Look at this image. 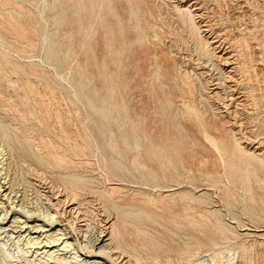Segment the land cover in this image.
Masks as SVG:
<instances>
[{
  "label": "rangeland",
  "instance_id": "rangeland-1",
  "mask_svg": "<svg viewBox=\"0 0 264 264\" xmlns=\"http://www.w3.org/2000/svg\"><path fill=\"white\" fill-rule=\"evenodd\" d=\"M25 1L0 0V53L3 55L0 54V182L4 181L2 184L8 183L12 190L15 189L12 194L17 208L19 209L20 205V209L25 212L33 211V214L36 212L39 216L46 213L49 217H57V225L64 224L72 237L71 241L81 247L86 244V239L95 242L98 237L101 238L102 233H108L109 237L111 230L115 231L110 244L118 245L119 250L114 249L111 254L110 260L113 263L109 260L106 264H264V0H199L204 6V20L210 21L213 28L216 26L214 29L217 34L221 31L220 34L225 35V47L237 43L236 49H229L230 53L236 50L235 53L239 55L241 52L240 62L246 63V67L245 64L241 66L245 67L248 75L245 69L241 75H237L239 83L243 81L241 84L244 86L240 84L239 88L242 90L239 91L244 90L243 93L246 94L252 89L256 94L251 91V94L247 93V102L250 103L246 102L245 107L236 104L229 107L230 121H233L234 127L238 126L235 128L238 129V137L234 134L236 130H231L228 118H223V122L216 121L217 125H222L223 130L225 129V143L228 145L229 155H232L236 147L235 139L239 138L243 148L259 157L258 162L248 158L247 154L234 152L237 156L233 160L234 168L225 167L218 160L209 142L203 139L205 137L198 124L183 118L181 108L176 109V105L167 106L159 99L165 98L169 90L176 89L179 94L178 87L185 85L181 81L190 79L189 85L195 84L196 89L194 94H188L189 101L206 111V117L219 112L214 107L223 106L221 100H210L207 97V92H211V89H207V78L210 76L207 77V73L214 72L213 75L217 78V71H209L202 77L192 72V67L196 69L200 63L207 61L206 55L202 54L205 46L195 43L197 40L196 34L193 35L194 31L185 26L181 27V24L175 21L178 15L172 0H169L170 3L168 0H131L133 7L136 6L134 10L138 13L135 17L130 15L128 0H122L123 4L120 0H114L115 12L119 14L123 28L131 33L127 41L133 42L136 39V17L142 29L140 33H145L142 36L143 39L146 38L141 45L136 43L134 47L127 46L116 62L117 67L114 65V57L110 54L111 50L105 45L104 30L91 18L88 4L81 14L80 24L76 21L77 16L73 14L76 0H73L75 4H70L69 0H46L48 4L43 0H27L29 3L26 1V4L23 3ZM47 6L49 11L46 10ZM40 13H45L43 16L47 18H42ZM60 13L63 16L58 25L59 20L53 18ZM109 19L115 27L114 34L119 33L120 28L116 27L118 19L115 16H110ZM15 21L19 25L15 24ZM53 21L57 24H53ZM6 28L10 31L9 35ZM17 29L23 31V35L19 34L21 32ZM70 31L74 42H70L66 34ZM94 32H97L96 36H93ZM188 32L192 34V39ZM25 33H29V36ZM47 33L48 38H45ZM25 37H28L29 41ZM241 38L246 41L243 42ZM69 42L72 46L68 45ZM238 42H241L240 45ZM115 45L122 46L120 42ZM247 49L249 51L246 52ZM49 51L50 54L53 53L50 55ZM244 54L248 56L245 57ZM154 55H159L158 60L167 66L169 63L171 68L168 74L164 72L166 77L163 74L159 80L153 79L156 69L153 65L156 60ZM2 57L5 60H2ZM149 58H152V61ZM178 61L185 65L181 66L183 73L173 68ZM105 64L109 69L104 70ZM139 64L142 69L136 72V65ZM83 68L87 73L83 72ZM210 69L212 70V67ZM111 74L119 81L114 95L111 94ZM245 76L250 77L249 82ZM25 79L29 80L28 83ZM191 80L193 82L190 84ZM247 87H250V90ZM177 93L174 96L176 99ZM85 95L92 99L94 107L97 108L109 109L112 107L109 105L118 102L119 111H112L108 118H102L99 112L93 110ZM251 95H255V102ZM223 110L222 108L220 111ZM139 118H145L143 121L145 124L147 122L152 135H162L161 138H155L157 144L163 145V142H166L169 145L168 151L176 148L172 153L173 158L182 155L186 160L185 165L177 163L176 167L169 169L171 166L160 164L154 153L148 151V142L143 139L140 141L143 146L136 149L138 138L134 136L131 124L136 121L139 124ZM226 122L230 126L226 125ZM111 132H114L116 148L112 144ZM136 132L140 133L139 130ZM213 134L218 136L216 131H213ZM257 146L258 150L255 149ZM136 153L141 154L146 162V169L133 164V156ZM240 155L247 157L255 167L247 168L240 160ZM64 156L70 163H65L67 160H64ZM151 156L153 161L149 160ZM174 161L177 162L176 159ZM112 188L118 192L114 196L103 197L105 192L111 191ZM172 188L177 189L173 194L172 191L164 192ZM74 193L78 195L74 196ZM116 198L119 199L118 202ZM32 202L35 208H32ZM71 203L74 204L70 206ZM75 207L72 211L71 208ZM114 208L129 214L118 216L119 211L116 212ZM20 215L24 220V215ZM37 220L38 218L31 219V225L43 224ZM112 224L116 226L111 228ZM250 228L251 230H246ZM117 230L122 236H118ZM0 237V243H6L5 248L14 253V256L25 247L22 240L18 243L19 246L15 244L18 238L13 241L9 236ZM73 252H76V255L72 254ZM192 253L193 255H190ZM77 255H81V259H94L86 258V255L78 252L76 248L67 254V257L72 259L74 256L75 261ZM216 256L218 257L214 260Z\"/></svg>",
  "mask_w": 264,
  "mask_h": 264
},
{
  "label": "bare ground",
  "instance_id": "bare-ground-1",
  "mask_svg": "<svg viewBox=\"0 0 264 264\" xmlns=\"http://www.w3.org/2000/svg\"><path fill=\"white\" fill-rule=\"evenodd\" d=\"M7 1H10V0H7ZM16 1H18V0H16ZM27 1V0H26ZM26 1L25 2H23V3H25L26 4ZM43 1H45L46 3H47V1L46 0H43ZM43 1H42V3H43ZM59 1V0H58ZM116 1V0H115ZM120 1H122V0H120ZM125 1V0H124ZM149 1V0H148ZM171 1V0H170ZM170 1L168 0V2L170 3ZM21 2H22V0H21ZM44 2V3H45ZM69 2H70V4L72 3V2H74V4H75V1H73V0H69ZM138 2V1H137ZM145 2V1H144ZM5 4H6V2H4ZM13 3V2H12ZM20 3V2H19ZM19 3H17V4H19ZM23 3H21V4H23ZM27 3H29L28 1H27ZM42 3H40V4H42ZM43 3V4H44ZM57 3V2H56ZM127 3H129V7H130V15H131V17H135L138 13H137V11L136 10H134V7H136V6H134L133 7V1H131V0H128L127 1ZM135 3H136V1H135ZM139 3H141L140 1H139ZM172 5H174V9H175V12L177 13V20L175 19V21H178L180 24H181V27H187V28H190L191 30H192V32H193V35H194V33L196 34V40H197V42H195L196 44H198V45H201V44H204V46H205V50L203 49L202 50V54L203 55H206V57H207V61L205 62V63H200L199 64V67L198 66H196V69H195V67H192V72L196 75V76H199V77H202V76H204L207 72H209L210 71V73H211V71H213V70H215V71H217V75H218V77L217 78H215V76L213 75V73L212 74H208L207 73V77H208V75H210L208 78H207V89H208V91H209V89H211L210 91L211 92H207V97L211 100V98H216V99H219V100H221V108H219V106L218 107H214L216 110H218L219 112H215V113H213L212 114V116L211 117H206V111H203V110H201L200 108H198V107H196L194 104H191L190 103V101H189V96L190 95H192V94H194V90L196 89V86L194 87V85H193V83L191 84V82H193L192 80L190 81V84L191 85H193V86H191V85H189V80L190 79H188V81L186 82L185 80L184 81H181V82H183L185 85H183V83H182V85L183 86H185V87H183V86H179L178 88H179V90H178V92H179V94L175 91V90H169V92H166V97L165 98H162V97H159V99L161 100V101H164L166 104H167V106L168 105H172V106H177V108L176 109H178V108H181L182 110L181 111H183L182 112V116H183V118L184 117H186V120H190V121H194V123H197L198 124V126H199V130H200V132L202 133V135L205 137V138H203V139H206L208 142H209V146H211L212 148H213V150L216 152V154H217V157L219 158L218 160H220L222 163H223V165L225 166V167H230V168H234L235 167V164H234V159L237 157L235 154H234V152H236V153H240V154H247V155H249L248 156V158H251L252 160H256V161H258L259 162V157L257 156V155H254V152H252V151H250V150H246L245 148H243L242 147V145H241V143L239 142V138H236L235 140H236V147H235V149L233 150L234 152L232 153V155H229V153H228V145L225 143V140H226V138H227V136L225 135V133H224V130H223V126L222 125H217L216 124V121H219V122H223V118H228L229 120V123L231 124V130L233 131L235 128H237V127H234V125H233V121L231 122L230 121V117L231 116H229L230 114H231V112H229V109L231 108V106L232 105H234V104H236V105H238V106H244L245 104H246V102H247V97H248V92L250 93V91L252 90H250L249 88L250 87H247L250 91H248L246 88H244V89H246L248 92H246V94L245 93H243L244 92V90L241 92V91H239V90H242V89H240L239 88V85L243 82L242 81V79H239V80H241L242 82L241 83H239V81H238V78H237V75H241L243 72H244V70L243 69H245V67H246V63H243L242 62V64H245L244 66V68H242V64H241V62H240V56H241V52L239 53V55H238V53H235L236 52V50H233L231 53H230V48L232 47L233 49L235 48L236 49V42H235V45H233V43L231 44V46H229L228 48L227 47H225V41L227 40L226 39V37H224V36H222V34L223 33H221L220 34V32H219V34H217L216 32H215V27L213 28V25L211 24V22L209 23L208 22V20L207 21H205L204 20V18H205V16H204V11L202 12V7H204L203 6V4H201L200 2H199V0H176V1H174V0H172ZM216 3V2H215ZM9 4H11V3H9ZM16 4V5H17ZM31 4V3H30ZM29 4V5H30ZM48 4V3H47ZM70 4L68 5V6H70ZM87 4H88V6H89V9H90V16H91V18H93L94 19V21L96 22V23H99V25H101V27L103 28V36L105 37V45L108 47V49L109 50H111V52H110V54L114 57V65L117 67L118 66V63H116L119 59H120V55H121V53H122V51L124 52L125 51V49H126V47L127 46H129V47H134L135 46V44L136 43H138V45H141V43L142 42H144V39L146 40V38H144L143 39V34H145V33H143V34H141L140 33V31L142 30L141 29V26H140V22H139V19L136 17V18H134L135 19V21H136V24H135V33H136V39H135V41H133V42H131V41H127L128 40V38H129V36H130V32H128V31H126V29H124L123 28V26H124V24H123V22L121 21V20H119V14H117L116 12H115V8H116V6H115V4H114V0H76V4L74 5V7H73V9H75L74 10V12H73V14H75L76 16H77V19H76V21L77 22H79L80 24H81V14L87 9ZM122 4H123V1H122ZM219 4V3H218ZM12 5V4H11ZM20 5V4H19ZM18 5V6H19ZM34 5V4H33ZM62 5V4H61ZM67 5V4H66ZM136 5V4H135ZM156 5V4H155ZM170 5V4H169ZM171 5V6H172ZM39 6H41V5H39ZM45 6H46V4H45ZM123 6V5H122ZM127 6V5H126ZM125 6V7H126ZM139 6V5H138ZM157 6V5H156ZM209 6H211V5H209ZM11 7V6H10ZM24 7H25V5H24ZM32 7V6H31ZM158 7V6H157ZM206 7H207V5H206ZM19 8H20V6H19ZM118 8H119V6H118ZM172 8V9H173ZM212 8V7H211ZM12 9V8H11ZM23 9V8H22ZM39 9H41V8H39ZM44 9H45V7H44ZM61 9H62V7H61ZM122 9V8H121ZM126 9V8H125ZM16 10V9H15ZM31 10V9H30ZM46 10H48L49 11V9H48V6H47V8H46ZM64 10V9H63ZM123 10V9H122ZM129 10V9H128ZM218 10V9H217ZM37 11V10H36ZM44 11V10H43ZM208 11V10H207ZM211 11V10H210ZM27 12V11H26ZM31 12V11H30ZM29 12V13H30ZM120 12H121V10H120ZM174 12V13H175ZM23 13V12H22ZM28 13V12H27ZM46 13H47V11H46ZM123 13V12H122ZM32 14V13H31ZM41 14V13H40ZM45 13H42L41 14V17L42 18H44L45 16H43ZM64 14V13H63ZM66 14V13H65ZM26 15V14H25ZM206 15V14H205ZM209 15V14H208ZM223 15V14H222ZM63 16V15H62ZM62 16H61V13L60 14H58V15H55L54 16V18L53 19H57V20H59V19H61L62 18ZM110 16H115L117 19H118V21H119V23H117V25H116V27H118V28H120V30L118 31L119 33H115L114 34V29L113 28H115L112 24H111V21H110V19H109V17ZM227 16H229V15H227ZM50 17V16H49ZM16 18V17H15ZM47 17H45V19H46ZM164 18V17H163ZM9 19V18H8ZM7 19V20H8ZM13 19V18H12ZM44 19V20H45ZM65 19H67V18H65ZM159 19V18H158ZM209 19V18H208ZM219 19V18H218ZM14 20V19H13ZM19 19H17V21H18ZM21 20V19H20ZM42 20V19H41ZM49 20H51V19H49ZM56 20V21H57ZM62 20V19H61ZM61 20H59V21H57V23L58 22H61ZM11 21V20H10ZM17 21H15V24H17V25H19L18 24V22ZM24 21V20H23ZM47 21V20H46ZM56 21H53V22H55V23H53V24H57L56 23ZM6 22V21H5ZM17 22V23H16ZM33 22V21H32ZM49 22V21H48ZM65 22V21H64ZM64 22H63V24H64ZM221 22V21H220ZM21 23H22V20H21ZM24 23H26V22H24ZM91 23V22H90ZM93 23V22H92ZM213 23V22H212ZM230 23H231V21H230ZM3 24H5V23H3ZM9 25L11 24V22L10 23H8ZM13 24H14V22H13ZM12 24V25H13ZM47 24V23H46ZM63 24H62V26H63ZM131 24V23H130ZM171 24V23H170ZM180 24H179V26H180ZM221 24V23H220ZM2 25V24H1ZM21 25V24H20ZM58 25H59V23H58ZM113 27H112V26ZM231 25V24H230ZM16 26V25H15ZM15 26H13V27H15ZM24 25L22 24V27H23ZM65 26V25H64ZM63 26V27H64ZM90 26H91V24H90ZM89 26V27H90ZM174 26V25H173ZM235 26V25H234ZM1 27V26H0ZM4 27H6V25L4 26ZM21 27V26H20ZM95 27V26H94ZM170 27V26H169ZM239 27V26H238ZM9 28V27H8ZM11 28H12V26H11ZM15 28H18V26L17 27H15ZM69 28V27H68ZM93 28V27H92ZM174 28V27H173ZM224 28V27H223ZM236 28V27H235ZM1 29V28H0ZM5 29V28H4ZM20 30L22 29V28H19ZM26 29V28H25ZM66 29V28H65ZM182 29V28H181ZM186 28H184V30H185ZM189 29V30H190ZM12 30V29H11ZM18 30V29H17ZM24 30V29H23ZM93 30V29H92ZM175 30V29H174ZM190 30V31H191ZM247 30H248V28H247ZM1 31V30H0ZM6 31H7V35H9V32L10 31H8L7 30V28H6ZM19 31V30H18ZM65 31V30H64ZM69 31V30H68ZM181 31V30H180ZM183 31V30H182ZM181 31V32H182ZM186 31V30H185ZM251 31V30H250ZM2 32H3V30H2ZM5 32V31H4ZM19 32H21V31H19ZM28 32V31H27ZM170 32V31H169ZM184 32V31H183ZM253 32V31H252ZM17 33V32H16ZM15 33V34H16ZM22 33H24L23 31L21 32V33H19V34H22ZM187 33V32H186ZM189 33V32H188ZM1 34V33H0ZM5 34V33H4ZM11 34V33H10ZM12 34H13V31H12ZM18 34V33H17ZM26 35H28L27 33H25ZM67 34V36H68V39L70 40V42H72L73 41V36H72V33H71V31L68 33H66ZM170 34V33H169ZM182 34V33H181ZM23 35V34H22ZM49 34L47 33V35L45 36V38L48 36ZM65 35V34H64ZM97 35V32H94L93 33V36H96ZM174 35V34H173ZM173 35H170V36H173ZM189 35H191V39H192V34L191 33H189ZM3 36V35H2ZM25 36V35H24ZM29 36V35H28ZM31 36V35H30ZM146 36V35H145ZM184 36H185V34H184ZM183 36V37H184ZM233 36V35H232ZM236 36V35H235ZM244 36V35H243ZM15 37H17V35L15 36ZM23 37V36H22ZM224 37V38H223ZM248 37V36H247ZM26 38V37H25ZM28 38V37H27ZM27 38H26V40H27ZM44 38V39H45ZM48 38V37H47ZM163 38H165V37H163ZM245 38V37H244ZM17 39V38H16ZM30 39V38H29ZM43 39V40H44ZM72 39V40H71ZM142 39H143V41H142ZM166 39V38H165ZM173 39V38H172ZM194 39V38H193ZM238 39H239V37H238ZM242 39V38H241ZM34 40V39H33ZM47 40V39H46ZM243 40V39H242ZM242 40H241V42H242ZM1 41H2V39H1ZM20 41H21V39H20ZM27 41H29V40H27ZM31 41V40H30ZM193 41V40H192ZM237 41V40H236ZM246 41V40H245ZM244 40H243V42H245ZM48 42H50V41H48ZM70 42L68 43V45H70ZM74 42V41H73ZM94 42V41H93ZM117 42H120L121 44H122V46H116L115 44L117 43ZM164 42V41H163ZM174 42H175V40H174ZM230 42H232V41H230ZM240 42V43H241ZM242 42V43H243ZM23 43V42H22ZM28 43V42H27ZM239 43V42H238ZM240 43H239V45H240ZM33 44V43H32ZM67 44V43H66ZM75 44V43H74ZM73 44V45H74ZM174 44V43H173ZM230 43H228V45H229ZM245 44H247V43H245ZM244 44V45H245ZM53 45V44H52ZM143 45V44H142ZM189 45V44H188ZM1 46H3L2 44H1ZM29 46V45H28ZM70 46H72V45H70ZM175 46H177L176 44H175ZM202 46V45H201ZM247 46V45H246ZM249 46V45H248ZM26 47V46H25ZM32 47V46H31ZM67 47H69V46H67ZM66 47V48H67ZM75 47V46H74ZM83 47V46H82ZM138 47V46H137ZM200 47V46H199ZM237 47H240V46H237ZM241 47H243V46H241ZM30 48V47H29ZM71 48H73V47H71ZM187 48V47H186ZM190 48V47H189ZM231 48V49H232ZM245 48V47H244ZM246 48H248V47H246ZM22 49H24V48H22ZM26 49V48H25ZM75 49V48H74ZM156 49V48H155ZM180 49V48H179ZM201 49V48H200ZM238 49H240V50H242L241 48H238ZM73 49H71L70 51H72ZM113 50V51H112ZM147 50V49H146ZM168 50V49H167ZM176 50V49H175ZM23 51V50H22ZM48 51V50H47ZM75 51H76V49H75ZM155 50L153 49V52H154ZM161 51H162V49H161ZM173 51V50H172ZM188 51H189V49H188ZM201 51V50H200ZM246 52L247 51H249L248 49L247 50H245ZM244 51V52H245ZM164 52H166V51H164ZM191 52V51H190ZM260 52V51H259ZM25 53V52H24ZM53 53V52H52ZM51 53V54H52ZM72 53H73V51H72ZM72 53H70V56L72 55ZM75 53V52H74ZM148 53H149V51H148ZM155 53V52H154ZM153 53V54H154ZM161 53V52H160ZM250 53V52H249ZM1 55H2V53H0ZM49 54H50V51H49ZM49 54H47L48 56H49ZM50 54V55H51ZM151 54V53H150ZM163 54V53H162ZM251 54H252V52H251ZM149 55V54H148ZM259 55H260V53H259ZM3 56V55H2ZM53 56V55H52ZM74 57H75V55H73ZM155 56V55H154ZM167 56V55H166ZM175 56V55H174ZM192 56V55H191ZM244 56H245V54H244ZM243 56V57H244ZM246 56H248V55H246ZM245 56V57H246ZM51 57V56H50ZM72 57V56H71ZM99 57H100V55H99ZM141 57V56H140ZM145 57H147V56H145ZM149 57V56H148ZM156 57V60L154 61V63H153V65H155L156 66V69H155V71H154V77H153V79H156V80H159V79H161L162 77H163V74H164V76L166 77V74L164 73V72H167V74L169 73V71H170V67H169V63H168V66L167 65H164L161 61H159L158 60V57H159V55H157V56H155ZM172 57H173V55H172ZM242 57V58H243ZM20 58V57H19ZM102 58V57H101ZM163 58V57H162ZM181 58V57H180ZM264 58V57H263ZM82 59V58H81ZM80 59V60H81ZM100 59V58H99ZM150 59V58H149ZM175 59H177V58H175ZM2 60H5L4 59V57H2ZM143 60V59H142ZM141 60V61H142ZM146 60V59H145ZM148 60V59H147ZM151 61H152V58L150 59ZM164 60V59H163ZM191 60V59H190ZM190 60H188V63H189V61ZM244 59H242V61H243ZM249 60V59H248ZM140 61V60H139ZM169 61V60H168ZM168 61H166V62H168ZM175 61V60H174ZM183 61V60H182ZM185 61V60H184ZM258 61V60H257ZM143 62V61H142ZM170 62V61H169ZM245 62V61H244ZM255 62V61H254ZM261 62V61H260ZM264 62V61H263ZM78 63V62H77ZM140 63V62H139ZM147 64L149 63V62H146ZM192 63V62H191ZM259 63V62H258ZM1 64V63H0ZM82 64V63H81ZM152 64V63H151ZM190 64V63H189ZM189 64H187V65H189ZM210 64V65H209ZM251 64V63H250ZM170 65H172L171 63H170ZM175 66L173 67L174 69H177V71H180L181 70V66L182 67H184L185 65H184V63L183 62H179L178 61V63H176V64H174ZM209 65V66H208ZM252 65H253V63H252ZM83 66H84V64H83ZM137 66V68H136V72H139V71H141V69H142V65L141 64H139V65H136ZM154 66V67H155ZM114 67V66H113ZM198 67V68H197ZM210 67H212V70L210 69ZM255 67V66H254ZM79 68L80 69H82L81 68V66H79ZM103 68H104V70L105 69H109V66L108 65H104L103 66ZM189 68V66L188 67H186L184 70H185V72H184V75H186V73H187V69ZM154 68H152V70H153ZM19 70V69H18ZM31 70V69H30ZM205 70H207V71H205ZM249 70V69H248ZM33 71V70H32ZM37 71V70H36ZM145 71V70H144ZM182 71V70H181ZM16 72V71H15ZM83 72H85V73H87V70L86 69H84L83 68ZM135 72V73H136ZM246 72H248V71H246V69H245V73ZM19 73V72H18ZM24 73V72H23ZM133 73V72H132ZM143 73H145V72H143ZM182 73H183V71H182ZM20 74H21V72H20ZM142 74V73H141ZM247 75H248V73H246ZM245 74V75H246ZM140 75V74H139ZM144 75V74H143ZM171 75V74H170ZM188 75V74H187ZM246 75V76H247ZM102 76V75H101ZM138 76V75H137ZM136 76V77H137ZM147 76V75H146ZM168 76V75H167ZM173 76V75H172ZM244 76V75H243ZM242 76V77H243ZM246 76H245V78H246ZM139 77V76H138ZM171 77V76H170ZM241 77V76H240ZM110 78H111V80H110V85H111V90H112V92H111V94L112 95H114L115 94V92H116V89L119 87V81H118V79H116V78H114L113 76H112V74L110 75ZM144 78V77H143ZM176 78H178L177 76H176ZM180 78V77H179ZM187 78H189V77H187ZM205 78V77H204ZM248 78H250L249 76H248ZM248 78H246V79H248ZM256 78H257V76H256ZM115 79V80H114ZM171 79V78H170ZM246 79H244V81H246V83H247V80ZM24 80V79H23ZM26 81H27V83H28V81L29 80H27V79H25ZM141 80H143V79H141ZM146 80V79H145ZM180 80H182V79H180ZM256 80V79H255ZM258 80V79H257ZM26 81H24V82H26ZM248 82H249V79H248ZM27 83H25L24 85L26 86V84ZM245 83V82H244ZM210 86H212L211 88L209 87V85ZM250 84V83H249ZM253 84V83H252ZM31 85V84H30ZM108 85V84H107ZM180 85V84H179ZM242 85V84H241ZM206 86V85H205ZM205 86H204V88H205ZM243 86V85H242ZM247 86H249V85H247ZM28 87H29V85H28ZM192 87V88H191ZM244 87V86H243ZM246 87V86H245ZM252 87V86H251ZM254 87V86H253ZM30 88V87H29ZM36 88V87H35ZM171 88V87H170ZM78 89V88H77ZM29 89H27V91H28ZM34 90V89H33ZM107 90H109V87H108V89ZM78 91V90H77ZM204 91V90H203ZM29 92H31V90H29ZM109 92V91H108ZM150 92V91H149ZM251 92H253V91H251ZM34 93H35V91H34ZM77 93V92H76ZM110 93V92H109ZM108 93V94H109ZM148 93V92H147ZM178 94V98L176 99V97H174L175 96V94ZM205 93V92H204ZM236 93L237 94H239L240 93V95H236ZM254 94H255V91L253 92ZM31 94V93H30ZM74 94V93H73ZM151 94V93H150ZM152 94H153V92H152ZM152 94H151V96H152ZM188 94H189V96H188ZM198 94V93H197ZM251 94V93H250ZM23 95V94H22ZM147 95V94H146ZM154 95V94H153ZM236 95V96H235ZM256 95V94H255ZM255 95L253 96V95H251L252 97H254V98H252L251 96H249V97H251L252 99H254V102L257 100L256 99V97H255ZM263 95V94H262ZM156 96V95H155ZM33 97V96H32ZM39 97V96H38ZM85 97H86V99H87V101H88V103L91 105V107L93 108V110L95 111V112H99L100 113V115H101V117L102 118H108L109 117V114L110 113H112V111H119V103L118 102H115V103H113V104H111V105H109V106H112L111 108H109V109H107V108H104V107H101V108H97V107H94V105H93V102H92V99H90L88 96H86L85 95ZM112 97H114V96H112ZM198 97V96H197ZM20 98V97H19ZM27 98V97H26ZM18 99V98H17ZM213 99V100H214ZM256 99V100H255ZM76 100V99H75ZM179 100V101H178ZM251 100V99H250ZM181 101V102H180ZM208 101V100H207ZM252 101V100H251ZM261 101V100H260ZM35 102V101H34ZM211 102V101H210ZM248 103V102H247ZM250 103V102H249ZM248 103V104H249ZM252 103V102H251ZM257 103V102H256ZM36 104V103H35ZM215 104V103H214ZM219 104V103H218ZM252 104H254V103H252ZM247 105V104H246ZM255 105V104H254ZM136 106V105H135ZM238 106H237V108H238ZM230 107V108H229ZM233 107V106H232ZM245 107V106H244ZM40 108V107H39ZM154 108V107H153ZM156 108V107H155ZM222 108L224 109L223 111H220V110H222ZM122 109H125V107H122ZM244 109V108H243ZM23 111V110H22ZM260 111V110H259ZM158 112V111H157ZM40 113V112H39ZM48 113V112H47ZM154 113V112H153ZM184 113V114H183ZM233 113H234V111H233ZM158 114V113H157ZM255 114V113H254ZM185 115V116H184ZM258 115V114H257ZM262 115V114H261ZM30 116V115H29ZM57 116V115H56ZM141 116V115H140ZM181 116V115H180ZM182 116H181V118H182ZM209 116V115H208ZM238 117V116H237ZM250 117V116H249ZM158 118V117H157ZM183 118H182V120H183ZM145 119V118H144ZM143 119V120H144ZM180 119V118H179ZM253 119V118H252ZM38 120V119H37ZM143 120H141L140 118L138 119V121H139V124L137 123V121L136 122H133L132 124H131V127H132V129L134 130V136H136L137 138H138V140H137V142L135 143V147H136V149H138V148H140V147H142L143 146V144H140V141L143 139L144 141H146V142H148V147H147V149H148V151L149 152H153L154 153V156L156 157V160H158L159 161V163L160 164H162V165H168V166H171V168H169V169H173L172 167H176V165H177V163H181V164H183V165H185V159L182 157V155H179V156H177V158H173V151H175L176 150V148H173V149H171L170 151H168V144L166 143V142H163V145H161V144H157V142L155 141L156 139L155 138H161L162 137V135H160V134H154V135H152V132H150L149 131V127H148V125H146L147 124V122H146V124L144 123V121ZM159 120V119H158ZM225 120V119H224ZM240 120V119H239ZM249 120V119H248ZM247 120V121H248ZM153 121V120H152ZM244 121V120H243ZM243 121H241L242 123H243ZM254 121V120H253ZM154 122V121H153ZM157 122V121H156ZM183 122V121H182ZM159 122H157V124H158ZM236 123H237V121H236ZM239 123V122H238ZM237 123V124H238ZM246 123V122H245ZM255 123V122H254ZM137 124L139 125V126H137ZM181 124V123H180ZM247 124V123H246ZM252 124V123H251ZM226 125H229V124H227V122H226ZM250 125V124H249ZM172 126V125H171ZM230 126V125H229ZM7 127V126H6ZM61 127V126H60ZM152 127V126H151ZM85 128H87V127H85ZM155 128V127H154ZM154 128H153V130H154ZM226 128V127H225ZM250 128V127H249ZM161 129V128H160ZM172 129V128H171ZM170 129V130H171ZM253 129V128H252ZM136 130L138 131H140V133L138 134L137 132H136ZM229 130V129H228ZM236 130V129H235ZM155 131H156V129H155ZM175 131V130H174ZM213 131H216V132H218V136H216V135H214L213 134ZM254 131V130H253ZM226 133H227V131H225ZM233 133V132H232ZM236 136L239 134L238 133V129L236 130V132L234 133ZM252 134V133H251ZM111 135H112V137H113V140H112V144H113V146L116 148V141L114 140V132H111ZM175 135V134H174ZM182 135V134H181ZM201 135V134H200ZM228 135V134H227ZM235 136V137H236ZM172 137H173V135H172ZM238 137V136H237ZM31 138V137H30ZM176 138V137H175ZM261 138V137H260ZM1 139V138H0ZM58 139V138H57ZM205 140V141H206ZM252 140V139H251ZM61 141V140H60ZM94 141V140H93ZM167 141H169V139L167 140ZM97 142V141H96ZM7 143V142H6ZM118 144V143H117ZM127 144V143H126ZM3 145V144H2ZM53 145V144H52ZM244 145V144H243ZM97 146V145H96ZM98 147V146H97ZM258 148H259V146H257V147H255V149H257L258 150ZM99 149V148H98ZM261 149V148H260ZM187 150H189V149H187ZM209 150V149H208ZM59 151H61V150H59ZM190 151V150H189ZM260 151V150H259ZM186 153V152H185ZM197 153H199V152H197ZM1 154V153H0ZM214 154V153H213ZM82 155V154H81ZM199 155H201V154H199ZM61 156V155H60ZM150 156V155H149ZM202 156V155H201ZM70 157V156H69ZM235 157V158H234ZM0 158H2L1 156H0ZM4 158V157H3ZM59 158H61V157H59ZM95 158V157H94ZM186 158V157H185ZM239 158V157H238ZM247 157H244L243 155L241 156L240 155V160L241 161H243L245 164H246V167L247 168H250V167H255L250 161H249V159H248ZM174 159H176L177 160V162H175L174 161ZM63 160V159H62ZM64 160L66 161L65 163H70L69 161H68V159H66L65 158V156H64ZM150 161H153L154 159H153V157L151 156L150 157V159H149ZM196 160V159H195ZM3 161V160H2ZM188 161H189V159H188ZM201 161V160H200ZM63 162V161H62ZM132 162H133V164H136V165H140L141 167H144L145 169L147 168V166H146V162L142 159V157H141V154H135L134 156H133V160H132ZM192 162V161H191ZM202 162V161H201ZM206 162V161H205ZM219 162V161H218ZM2 163V162H1ZM5 163V162H4ZM189 163V162H188ZM203 163V162H202ZM207 163V162H206ZM195 164V163H194ZM200 164V163H199ZM205 164V163H204ZM220 164V163H219ZM243 164V163H242ZM222 165V164H221ZM202 166H203V164H202ZM1 167V166H0ZM6 167V166H5ZM164 167V166H163ZM166 167V166H165ZM1 169V168H0ZM166 169H168L167 167H166ZM5 170V169H4ZM4 170H2V172L4 171ZM232 170V169H231ZM9 171V170H8ZM227 171V170H226ZM228 171H229V169H228ZM5 172V171H4ZM211 172V171H210ZM6 174V173H5ZM10 174V173H9ZM8 174V175H9ZM207 174V173H206ZM1 175V174H0ZM6 177V176H5ZM115 177V176H114ZM0 180H1V178H0ZM10 180V179H9ZM228 180V179H227ZM19 181V180H18ZM60 181V180H59ZM119 181V180H118ZM121 181V180H120ZM4 182V181H3ZM2 182V183H3ZM73 182V181H72ZM76 182V181H75ZM122 182V181H121ZM1 182H0V236H3V235H5V237H11L12 238V240L14 241V240H16L17 238H18V240L17 241H15V244L17 245L18 243H20V241L22 240V241H24V248H21V250H20V253L17 255V256H14V253H11L10 251H8L6 248H5V246H6V243L5 244H2V243H0V264H106L107 262H110L111 260V257H112V252H114L113 250L115 249V251L116 250H119V247H118V245L117 246H111V244H110V242L112 241V236H113V234L115 233V231H112L111 230V235L109 236V237H107L108 236V233L107 234H104V233H102V235H100L101 236V238L99 239V237L95 240V242L94 241H92L91 239H86V240H84L85 242H86V246L84 245V246H80L79 244L77 245H75V241L74 242H72L71 241V239H72V237L69 235L70 233L69 232H67L66 231V227H64V224H59V225H57V223H58V220H57V217H55V216H52V217H49L48 215H45L44 214V216H39V215H36V212H34L35 214H33V211H32V213L30 212H28V211H24V210H21L22 208L20 207V205H19V209L17 208L18 206L17 205H15V200H14V195L12 194L13 193V191L15 190V189H11V186H8L7 184L6 185H4V184H2ZM69 183H71V182H69ZM68 183V184H69ZM78 183V182H77ZM9 184H10V182H9ZM12 184V183H11ZM68 184H67V186H68ZM116 184V183H115ZM79 185H81V184H79ZM109 185V184H108ZM130 185V184H129ZM6 186H8V187H6ZM15 186V185H14ZM76 186V185H75ZM82 186V185H81ZM18 187V186H17ZM73 187V186H72ZM72 187H71V189H72ZM77 187V186H76ZM76 187H74L75 189H76ZM190 187V186H189ZM77 188H79V187H77ZM82 188V187H81ZM177 188V187H176ZM210 188V187H209ZM213 188H216V187H213ZM219 189V188H218ZM74 190V189H73ZM175 190H177V189H169V190H164V192H167V191H172V194H173V192L175 191ZM208 190H210V189H208ZM212 190H214V189H212ZM76 191H78V190H76ZM155 191V190H154ZM158 191V190H157ZM161 191V190H160ZM118 191L116 190V189H113L112 188V190L111 191H106L105 193L106 194H104V196L103 197H111V196H114L116 193H117ZM64 193H65V191H64ZM69 193H70V191H69ZM84 193V192H83ZM121 193V192H120ZM163 193V192H162ZM161 193V194H162ZM178 193H180V192H178ZM251 193V192H250ZM253 193V192H252ZM16 194V193H15ZM41 194V193H40ZM75 194L76 193H74V196H75ZM171 194V195H172ZM175 194V193H174ZM182 194V193H181ZM181 194H179V195H181ZM76 195H78V194H76ZM163 195V194H162ZM168 195V194H167ZM170 195V194H169ZM168 195V196H169ZM170 195V196H171ZM220 195V194H219ZM22 196V195H21ZM26 196V195H25ZM40 196V195H39ZM91 196V195H90ZM121 195H119V197H120ZM173 196V195H172ZM176 196V195H175ZM250 196H251V194H250ZM18 197V196H17ZM76 197H78V196H76ZM95 197V196H94ZM106 197V198H107ZM118 197V198H119ZM30 198V197H29ZM28 198V199H29ZM120 198H122V196L120 197ZM176 198V197H175ZM175 198H173V199H175ZM186 198H188V196L186 197ZM220 198V197H219ZM25 199V198H24ZM39 199V198H38ZM73 199H75V198H73ZM112 199H114V198H112ZM117 199V198H116ZM131 199V198H130ZM172 198H170V200H171ZM78 200V199H77ZM118 200L119 199H117L116 201L118 202ZM123 200V199H122ZM125 200V199H124ZM17 201V200H16ZM21 201H23V199L21 200ZM60 201V200H59ZM114 201V200H113ZM121 201V200H120ZM174 201H176V200H174ZM18 202V201H17ZM29 202V201H28ZM51 202V201H50ZM66 202V201H65ZM70 202V201H69ZM89 202V201H88ZM6 203H8V205H5ZM24 203V202H23ZM37 203V202H36ZM91 203V202H90ZM31 204V203H30ZM32 204H33V202H32ZM64 204V203H63ZM74 203H71V205L70 206H72ZM110 204H112V203H110ZM22 205V204H21ZM67 205V204H66ZM113 205V204H112ZM122 205V204H121ZM7 206V207H6ZM6 207V208H5ZM23 207V209H24V205L22 206ZM34 207V204H33V206H32V208ZM56 207V206H55ZM74 207V206H73ZM115 207V206H114ZM7 208H9V209H7ZM21 208V209H20ZM35 208V207H34ZM74 209H76V207L75 208H71V210L73 211ZM25 210H28V209H25ZM37 210V209H36ZM35 210V211H36ZM56 210V209H55ZM69 210V209H68ZM85 210V209H84ZM108 210V209H107ZM114 210L116 211V210H118L117 208H114ZM25 213H24V212ZM30 211V210H29ZM81 211V210H80ZM119 211V210H118ZM123 211V210H122ZM79 212V211H78ZM105 212V211H104ZM117 212V211H116ZM126 212V211H125ZM120 212L119 211V213L117 214L118 216H121V215H124V214H129L128 212ZM22 214V215H24V220L23 219H21L20 217H21V215L20 214ZM48 213V212H47ZM54 213H56V212H54ZM85 214V213H84ZM54 215H58V214H54ZM78 215V214H77ZM87 215V214H86ZM13 217V218H12ZM23 217V216H22ZM13 220H12V219ZM36 218H38V220L37 221H40V222H42L43 224H39L38 225V223L36 224V225H31V222H33V221H31V219H36ZM75 218V217H74ZM117 218V217H116ZM12 221H11V220ZM108 219V218H107ZM122 219V218H121ZM88 221V220H87ZM121 221V220H120ZM85 224V223H84ZM122 224V223H121ZM120 224V225H121ZM115 226H116V224H114ZM115 226H113V224L111 225V228H114ZM122 226H123V224H122ZM120 227V226H119ZM124 227V226H123ZM110 228V227H109ZM110 228V229H111ZM254 228V227H253ZM109 229V230H110ZM116 229V228H115ZM117 229H118V227H117ZM261 229V228H260ZM114 230V229H113ZM244 230V229H243ZM242 230V231H243ZM246 230H251V228L250 229H246ZM254 230V229H253ZM118 231V230H117ZM116 231V232H117ZM257 231V230H256ZM122 232V231H121ZM124 232V231H123ZM125 232H126V230H125ZM142 233V232H141ZM262 235H264V234H262ZM118 236H122V235H120V233H119V231H118ZM93 237V236H92ZM246 237V236H245ZM259 237V236H258ZM263 237V236H262ZM123 238V237H122ZM131 238V237H130ZM5 239V238H4ZM263 239V238H262ZM0 240H1V237H0ZM3 240V239H2ZM75 240V239H74ZM94 240V239H93ZM104 241V243L102 244V242ZM120 243V242H119ZM102 244V245H101ZM262 244V243H261ZM21 245V244H20ZM115 245V244H114ZM18 246H19V244H18ZM20 248V247H19ZM75 248L78 250V252H81L82 254H84V255H86L85 257L86 258H94L93 260H88V259H85V258H83V259H81V258H79V257H81V255H77V257H76V260L74 261L73 260V258H74V256H72L73 258L71 259H68V257H67V254H69V253H71L73 250H75ZM188 249V248H187ZM195 249V248H194ZM200 250V249H199ZM75 253V255H76V252H73L72 254H74ZM184 253V252H183ZM189 253V252H188ZM194 253V252H193ZM193 253L192 254H190V255H193ZM246 253V252H245ZM126 255V254H125ZM185 255H188V254H186L185 253ZM219 256V255H218ZM218 256H216L215 257V259L214 260H216V258L218 257ZM32 257H34L33 259H32ZM118 257V256H117ZM131 257V256H130ZM38 258H40V259H38ZM126 258V257H125ZM185 258V257H184ZM187 258H188V256H187ZM75 259V258H74ZM98 259H104V260H102V261H99ZM121 259V258H120ZM190 259H191V257H190ZM38 260V261H37ZM44 260V261H43ZM73 260V261H72ZM108 260V261H107ZM110 260V261H109ZM128 260H130V259H128ZM158 260V259H157ZM189 260V259H188ZM139 261V260H138ZM160 261V260H159ZM191 261V260H190ZM249 261V260H248ZM112 262V261H111ZM135 262V261H134ZM158 262V261H157ZM113 263V262H112ZM116 263V262H115ZM127 263V262H126ZM129 263V262H128ZM117 264V263H116ZM137 264H139V263H137ZM151 264V263H150ZM189 264H191V262L189 263ZM252 264V263H251Z\"/></svg>",
  "mask_w": 264,
  "mask_h": 264
}]
</instances>
